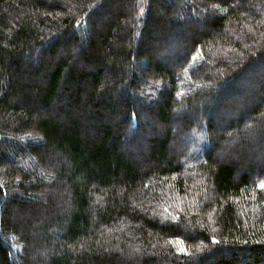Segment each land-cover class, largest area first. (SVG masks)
Listing matches in <instances>:
<instances>
[{
  "label": "trees",
  "instance_id": "1",
  "mask_svg": "<svg viewBox=\"0 0 264 264\" xmlns=\"http://www.w3.org/2000/svg\"><path fill=\"white\" fill-rule=\"evenodd\" d=\"M263 182L264 0H0V264H264Z\"/></svg>",
  "mask_w": 264,
  "mask_h": 264
},
{
  "label": "rangeland",
  "instance_id": "2",
  "mask_svg": "<svg viewBox=\"0 0 264 264\" xmlns=\"http://www.w3.org/2000/svg\"><path fill=\"white\" fill-rule=\"evenodd\" d=\"M240 0H236V3H238ZM198 26L202 27L203 24H197ZM160 49H162V47H160ZM170 47L168 45H164L163 49L158 51L156 56H157V60L160 61H165L167 63L170 62H174L176 60V56L177 53H171ZM147 90V89H146ZM200 107L202 105V103L199 104ZM204 105V104H203ZM189 114L192 116L191 111L188 110V108L184 105L175 107L174 108V118L172 119V124L173 125H177V128H175V137H173V141L170 144V148L174 153H178L181 155H189V157L191 156H200L201 154V150H202V143H201V135L199 133V130L195 129V127L190 128L189 130H183L182 129V124H183V119L186 115ZM153 117V115H152ZM202 121V119H200ZM153 119L151 120L150 118L145 119V122L143 123V126L147 128L146 130V134L155 131L157 134L162 135L163 131H164V126L160 125L159 127L155 126V127H151L153 126ZM129 132H132V130H129ZM154 132V133H155ZM234 143V142H232ZM229 144L223 143V149H221V151L218 153V157H220V155L225 156L228 152L227 151V146ZM144 150V149H143ZM146 152H148V148L146 149ZM229 154V153H228ZM145 155L147 156V153H145ZM181 159V156L179 158V160ZM180 162L183 163H187V160L185 158H182L180 160ZM264 183V182H263ZM150 217H152V215H150ZM170 241H172L173 243H175L177 246L176 247H183V242L180 238H171ZM149 255H153V252L147 251L145 252ZM162 263V262H160Z\"/></svg>",
  "mask_w": 264,
  "mask_h": 264
},
{
  "label": "snow or ice",
  "instance_id": "3",
  "mask_svg": "<svg viewBox=\"0 0 264 264\" xmlns=\"http://www.w3.org/2000/svg\"><path fill=\"white\" fill-rule=\"evenodd\" d=\"M258 186L260 188H264V183H260ZM213 239H215V237H213ZM178 251L185 252V251H187V249L184 247H181V248H178Z\"/></svg>",
  "mask_w": 264,
  "mask_h": 264
}]
</instances>
